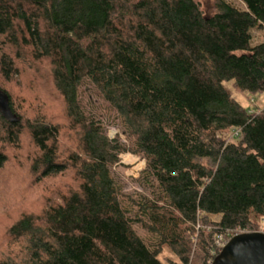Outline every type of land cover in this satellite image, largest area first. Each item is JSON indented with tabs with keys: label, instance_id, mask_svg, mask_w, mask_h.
<instances>
[{
	"label": "trees",
	"instance_id": "1",
	"mask_svg": "<svg viewBox=\"0 0 264 264\" xmlns=\"http://www.w3.org/2000/svg\"><path fill=\"white\" fill-rule=\"evenodd\" d=\"M241 2L204 13L197 0H0V76L17 75L22 55L46 61L64 106L63 125L22 124L0 89L18 117L0 113V140L16 147L26 132L36 181L74 183L8 227L19 251L0 264H164V246L181 264H211L219 237L256 231L264 107L250 112L223 85L264 94V42L250 44L264 0ZM63 128L76 144L66 155ZM127 152L145 163L133 196L114 171ZM6 162L1 148L0 172Z\"/></svg>",
	"mask_w": 264,
	"mask_h": 264
},
{
	"label": "rangeland",
	"instance_id": "2",
	"mask_svg": "<svg viewBox=\"0 0 264 264\" xmlns=\"http://www.w3.org/2000/svg\"><path fill=\"white\" fill-rule=\"evenodd\" d=\"M226 2L244 8L241 0H225ZM204 13H212L215 10V0H197ZM251 45L264 42V29H252ZM22 55V54H21ZM16 65L19 73L10 79L0 76V89L5 90L11 98L14 112L26 120L36 117L46 118L55 123L64 124V106L62 99L55 92L49 79L48 63H34L27 56H21ZM224 87L230 95L244 108L254 112L264 107V94H250L239 92L233 88L232 81L224 82ZM91 91L90 85H87ZM95 103V101H93ZM99 106L101 103L96 101ZM118 128L108 126V135L114 138L119 134L122 140L125 136L118 133ZM230 132L220 134L222 138L232 141ZM60 152L66 155L73 152L75 144L74 136L63 128L60 137ZM4 150L7 162L0 172V258L18 252L19 247L11 243L7 236L8 227L19 217L22 212L32 211L37 214L47 200L56 199L60 193L67 191L70 185H74L71 176L61 175L54 178L36 181L35 176L30 172L31 159L35 150L26 132H23L16 147L9 146L0 140V149ZM119 165L114 171L123 183L124 191L127 194L135 195L142 192L136 179L139 172L144 168V160L133 153L127 152L119 156ZM217 216H210L208 220H216ZM254 229L264 232V219L255 221ZM146 236L142 231H138ZM235 233V232H233ZM226 236V235H225ZM164 264H181L176 255L168 246H164L159 255Z\"/></svg>",
	"mask_w": 264,
	"mask_h": 264
},
{
	"label": "water",
	"instance_id": "3",
	"mask_svg": "<svg viewBox=\"0 0 264 264\" xmlns=\"http://www.w3.org/2000/svg\"><path fill=\"white\" fill-rule=\"evenodd\" d=\"M0 113L8 122L18 121V117L9 106L7 94L2 90ZM211 264H264V232H245L232 236Z\"/></svg>",
	"mask_w": 264,
	"mask_h": 264
},
{
	"label": "built area",
	"instance_id": "4",
	"mask_svg": "<svg viewBox=\"0 0 264 264\" xmlns=\"http://www.w3.org/2000/svg\"><path fill=\"white\" fill-rule=\"evenodd\" d=\"M227 242V241H226ZM226 242H223V239L221 237H219L216 241V245L220 248V250L222 249V247L225 245Z\"/></svg>",
	"mask_w": 264,
	"mask_h": 264
}]
</instances>
